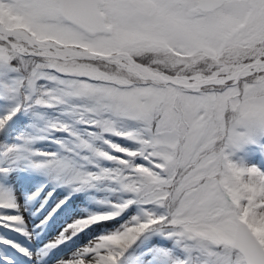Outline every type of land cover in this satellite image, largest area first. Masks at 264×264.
<instances>
[{"label":"snow or ice","instance_id":"1","mask_svg":"<svg viewBox=\"0 0 264 264\" xmlns=\"http://www.w3.org/2000/svg\"><path fill=\"white\" fill-rule=\"evenodd\" d=\"M81 193L0 264H264V0H0V228Z\"/></svg>","mask_w":264,"mask_h":264},{"label":"rangeland","instance_id":"2","mask_svg":"<svg viewBox=\"0 0 264 264\" xmlns=\"http://www.w3.org/2000/svg\"><path fill=\"white\" fill-rule=\"evenodd\" d=\"M8 142L11 143L14 141H12L10 139ZM36 147L37 148H43L45 150H52L54 146L50 145V144H37ZM22 169H25V168L21 167L17 172L14 173V175H16L18 177V179L16 181H14L12 184V187L16 190L17 195L21 200H23L24 195L29 194L31 191H34L35 188L37 187V185H39V183L41 181V179H40L41 176H37V177L33 178L30 175L24 174ZM36 172L39 175L42 173L39 171H36ZM49 187H51V186H49ZM64 194L65 193H64L63 189L59 190L56 194L53 195V200H52L50 205L54 206V201L63 198ZM83 196L86 198V196L84 194L80 195L79 198H76V200L72 201V203L70 204V206L68 208L64 209V211L59 214V216L57 217L58 219L55 218V221H56L55 224L57 225L56 228L58 227L59 224L61 225L59 227H62L66 223H70L71 217L74 215H78L80 213H86L88 211H102L103 210V209L98 208L96 205L92 204L88 197H87L88 202L87 201L83 202V200H82ZM38 207H39V201L38 200L33 201L30 204V211H26L24 214L26 216H33L34 212H35L34 209L38 208ZM72 207H75L76 211H74L72 213H68L69 209H71ZM34 218L35 219H33V221H36L37 223H39V220L37 219V215ZM28 223H29V225H31L32 219H29ZM52 230H53V227L51 228V231ZM101 230H102V228L95 227L94 232H90L88 234H81V238L77 243L78 244L86 243L87 240L90 239L92 235L98 233ZM0 237H3L4 239H10L19 245H23V247H26V248L32 247L30 249L37 248V247L41 246L43 243L44 244L47 243L51 239V236L43 237V236H40L39 234H37L36 231H33L32 235L30 237H24L23 235H21L19 233H15V232H12V231H10L8 229H4V228H0ZM73 245H74V247L77 246L76 244H73ZM71 247H72V245H71ZM2 249H4V248L2 247ZM62 250H64V252L68 251V249H66V248H63Z\"/></svg>","mask_w":264,"mask_h":264},{"label":"bare ground","instance_id":"3","mask_svg":"<svg viewBox=\"0 0 264 264\" xmlns=\"http://www.w3.org/2000/svg\"><path fill=\"white\" fill-rule=\"evenodd\" d=\"M74 211H76V208L75 207H72L71 209H69V211H68V213H72V212H74ZM25 215V214H24ZM25 217L28 219V222H29V219H32L31 217H29V216H26L25 215ZM53 228H54V231H51L48 235H47V237L48 236H51V239L57 234V232H58V230L61 228V227H57L56 228V226H52ZM40 230V229H39ZM42 245H44V243L42 244ZM72 247L73 248H75L74 247V245H72ZM63 248H61L60 249V252L58 253V254H62V253H64V250H62ZM62 250V251H61Z\"/></svg>","mask_w":264,"mask_h":264}]
</instances>
